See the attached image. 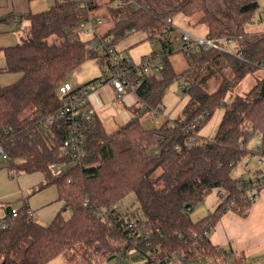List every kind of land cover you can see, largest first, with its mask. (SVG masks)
Wrapping results in <instances>:
<instances>
[{
	"label": "trees",
	"instance_id": "16d2710c",
	"mask_svg": "<svg viewBox=\"0 0 264 264\" xmlns=\"http://www.w3.org/2000/svg\"><path fill=\"white\" fill-rule=\"evenodd\" d=\"M53 1L48 9L22 13L29 21L28 38L0 48L6 60L0 71L21 73L17 81L0 86V143L9 156L10 176L43 173L34 191L55 185L62 206L44 224L30 219L29 206L23 204L14 222L0 227V264H45L70 250L79 251L85 264H94L100 257H124L133 248L143 259L139 264H165L174 255L185 261L215 256L217 264H251L243 254L214 243L210 233L228 209L246 215L253 203L248 179L234 177L232 169L248 154V140L264 135V77L245 94L233 95L230 102L226 98L249 73L264 70V31L246 30L259 1L139 0L143 8L120 5V0ZM104 6L115 22L99 34L114 46L131 29L155 38L168 18L200 14L207 35L231 38L235 49L183 50L188 66L177 71L170 55L182 49L162 40L164 66L141 76L138 104L131 107L134 116L113 131L96 114L84 123L88 164L82 166L73 162L59 132L43 134L41 120L62 104L60 86L89 57L90 40L78 37L80 23L99 16L96 11ZM92 56L105 64L104 54ZM215 75L222 80L210 92L208 81ZM179 78L185 79L183 90L190 96L186 117L146 128L143 117L162 109L167 86ZM221 104L226 105L224 118L216 138L207 140L200 129ZM59 162L67 164L55 172ZM213 189H219L222 202L211 214L192 219L191 211ZM131 193L137 207L121 210L120 201ZM6 209L8 215L12 207ZM133 220L144 225L141 236L129 226Z\"/></svg>",
	"mask_w": 264,
	"mask_h": 264
},
{
	"label": "rangeland",
	"instance_id": "374dc122",
	"mask_svg": "<svg viewBox=\"0 0 264 264\" xmlns=\"http://www.w3.org/2000/svg\"><path fill=\"white\" fill-rule=\"evenodd\" d=\"M259 1V9L254 17V20L247 24L246 30L250 33H260L264 31V18H262V12L264 11V0ZM37 5H42V8H39L37 11H42L48 9L54 4L53 0H36ZM133 7V6H132ZM96 13L102 17L103 23L99 25L98 29L101 33L108 31L113 28L114 20L107 15V6L99 8ZM200 14H197L193 17H187L183 14H178L174 16V24L182 30L189 31L194 35L206 36L208 34V28L204 23L198 22ZM26 28L21 30V36L18 42L28 38L29 36V21L26 20ZM78 37L88 41L93 37V33L85 34L79 29ZM181 37V36H180ZM178 38L177 43L181 44V38ZM17 42V43H18ZM88 55L89 57L84 62L82 69L79 72H76L70 78V81L74 85H82L89 79H94L96 77L103 78L105 70V64L99 63V61L92 56V48L90 43H87ZM227 50H234L235 43L231 42L225 44ZM116 49L122 57L131 59L134 63L140 65L143 61V58L146 55H151L155 51H162L163 43L162 40L157 38H149L147 33L144 31H135L130 33L127 37L120 40L116 44ZM102 49L100 53H103ZM171 63L177 71H181L188 66V61L183 50H176L170 55ZM21 74V73H20ZM227 75L230 74L227 72ZM264 77V70L259 68L254 72L249 73L241 82L236 86L226 98V102H230V98L235 94H245L249 91L256 83L257 78ZM222 80V76L215 75L208 81L207 89L212 92L215 91ZM1 83L3 82L2 77L0 79ZM185 82L184 78L175 79L166 88V91L163 96L162 109L160 111H153L147 113L142 122L146 128H156L164 120L170 119H183L187 115V109L189 104L190 96L188 93L184 92L183 87H181ZM2 85V84H0ZM226 110V105L221 104L214 111L213 115L207 119L203 126L200 129V134L204 136L207 140H214L218 133L221 122L224 118ZM109 131H112L115 127V122L112 120L109 124L106 125ZM262 143V140L259 134H254L247 142L246 146L248 148V154L234 165L232 169V175L236 178L243 179H256L258 177L264 176V163L260 162L259 154L257 152L258 145ZM9 160L5 156H0V166H8ZM161 170H158L156 174L160 173ZM261 191L264 190V187L260 188ZM223 198L219 196V189H213L209 191L203 202L197 204L194 209L191 211V218L198 220L206 215L214 212L221 203ZM138 202L136 199L135 193H131L125 197L119 203V208L121 210H126L127 208L137 207ZM65 217L71 215V210L67 209L64 212ZM135 248L131 249L130 252L126 253L123 257L122 254L110 255L107 257H100L94 262V264H139L143 263L142 257L139 255V252L134 253ZM76 256L79 259V264H85L83 262L82 254L79 251L73 250ZM139 256L138 260H133L134 256ZM208 257V256H207ZM178 259V258H176ZM78 261V260H77ZM85 261V260H84ZM181 260H176V264H180ZM90 264V263H89ZM197 264H216L210 262V259L197 260Z\"/></svg>",
	"mask_w": 264,
	"mask_h": 264
},
{
	"label": "built area",
	"instance_id": "2783aa9c",
	"mask_svg": "<svg viewBox=\"0 0 264 264\" xmlns=\"http://www.w3.org/2000/svg\"><path fill=\"white\" fill-rule=\"evenodd\" d=\"M120 5H128L144 7V4L139 0H120ZM264 18V11L262 12ZM103 23L100 16H89L87 19L82 20L80 23V30L85 34L93 33L90 39L92 53L96 55H105V70L103 71L104 77L90 82L81 87H75L71 81L64 82L59 88V95L63 98L62 104L53 112L46 115L41 120L43 127V134L53 137L59 132L62 137L63 146L70 152L73 162L78 165H86L87 148L86 139L83 131V125L86 121L91 120L95 115L94 108L89 104V95L105 84L111 85L114 90L116 99L121 102L128 92H135L141 83V76L145 73L160 72L164 66L163 51H156L151 55H146L140 65L134 63L131 59L122 57L114 46L111 38H102L99 34V25ZM129 34L134 32L133 29L128 31ZM181 36V37H180ZM154 37L160 40L171 42L177 45L182 50L193 49H221L227 50L225 44L232 42L228 37H210L194 35L189 31L182 30L174 24L173 18H168L160 31L154 34ZM181 38V44L177 43L178 38ZM103 53H100L101 50ZM264 66V63L262 64ZM183 87V86H181ZM200 121L197 120L193 127ZM262 143L258 145L257 152L259 154L260 162L264 163V135H259ZM158 139H161L158 136ZM189 139V142H192ZM3 155L8 158L7 152L4 150L0 143V156ZM66 162H59L54 165V171L60 172ZM248 190V199L255 200L264 187V176L256 179H248L245 183ZM244 186V185H243ZM221 193V192H220ZM116 206V205H115ZM96 210V209H95ZM97 212H104L103 209ZM19 216V209L12 208L8 215L0 220V227L7 228ZM28 216L32 220H37V214L34 210L29 209ZM129 226L138 232V236L142 235L144 225L136 223L134 220L130 222ZM209 235V232H205ZM145 239V237H144ZM176 255L166 259L165 264H176ZM180 264H197V261H185L182 258ZM203 259H210V262L217 264L215 256H208Z\"/></svg>",
	"mask_w": 264,
	"mask_h": 264
},
{
	"label": "crops",
	"instance_id": "0c3cea01",
	"mask_svg": "<svg viewBox=\"0 0 264 264\" xmlns=\"http://www.w3.org/2000/svg\"><path fill=\"white\" fill-rule=\"evenodd\" d=\"M41 6L36 4V0H0V48L17 44L21 30L27 26L21 14L38 12ZM5 64V57L0 52V68ZM20 76V73L0 71V79L2 77L3 80L0 84H11ZM89 104L105 126L113 120L115 130L134 116L131 107L138 104V96L135 92H128L119 102L111 85L105 84L89 95ZM43 179L44 174L41 172H23L12 178L7 166H0V220L6 215L7 206L19 209L27 204L29 209L36 212L39 222L49 224L61 208L62 202L58 200L55 185L34 191ZM210 237L214 243L243 254L251 264H264V190L260 191L246 215L228 209L211 231ZM45 264H79V259L70 250Z\"/></svg>",
	"mask_w": 264,
	"mask_h": 264
},
{
	"label": "water",
	"instance_id": "95a60500",
	"mask_svg": "<svg viewBox=\"0 0 264 264\" xmlns=\"http://www.w3.org/2000/svg\"><path fill=\"white\" fill-rule=\"evenodd\" d=\"M262 93L264 94V83L262 85Z\"/></svg>",
	"mask_w": 264,
	"mask_h": 264
}]
</instances>
